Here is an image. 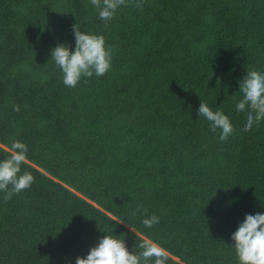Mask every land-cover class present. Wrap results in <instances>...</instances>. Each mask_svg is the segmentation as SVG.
Masks as SVG:
<instances>
[{
  "label": "trees",
  "instance_id": "16d2710c",
  "mask_svg": "<svg viewBox=\"0 0 264 264\" xmlns=\"http://www.w3.org/2000/svg\"><path fill=\"white\" fill-rule=\"evenodd\" d=\"M140 2L105 22L90 0H0V161L19 140L35 178L0 192V264H75L106 234L130 252L150 238L168 264H238L232 234L264 214V120L244 131L236 110L247 71L264 72V0ZM74 24L113 60L70 88L50 54L75 49Z\"/></svg>",
  "mask_w": 264,
  "mask_h": 264
},
{
  "label": "clouds",
  "instance_id": "9594fccd",
  "mask_svg": "<svg viewBox=\"0 0 264 264\" xmlns=\"http://www.w3.org/2000/svg\"><path fill=\"white\" fill-rule=\"evenodd\" d=\"M90 3L105 22L114 19L122 6L143 8L140 0H90ZM73 34L74 50L65 44H58L50 54L62 73L64 85L70 88H75L83 78L104 76L111 70L113 60V48L106 45L103 35L84 33L75 24ZM239 91L242 98L236 104V110L247 111L243 130L249 131L253 125L264 120V72L247 71L240 81ZM13 110L19 111V106L13 105ZM198 116L209 122L212 132L219 130L221 142L228 140L235 132L230 118L219 109L212 110L206 102H201ZM7 151L8 156L0 161V192L4 193L5 201L30 188L35 179L30 172H22V165L28 161V146L14 140ZM140 210L147 211L141 205L132 211V215L135 216ZM142 223L146 228H151L159 223V217L153 214L144 218ZM231 238L238 264H264V214H247ZM136 247L140 249L139 252H130L125 239L106 234L86 258L78 257L75 264H168L170 254L158 242L142 238Z\"/></svg>",
  "mask_w": 264,
  "mask_h": 264
}]
</instances>
